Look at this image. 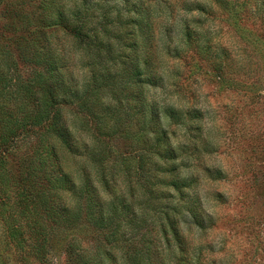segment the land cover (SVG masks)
I'll list each match as a JSON object with an SVG mask.
<instances>
[{
  "label": "trees",
  "instance_id": "1",
  "mask_svg": "<svg viewBox=\"0 0 264 264\" xmlns=\"http://www.w3.org/2000/svg\"><path fill=\"white\" fill-rule=\"evenodd\" d=\"M207 1L198 4L203 14L241 15L253 5L264 15V0ZM166 8L163 0H12L4 7L9 32L26 34L14 48L29 66L25 76L12 71V89L0 87L12 104L0 105V247L21 264H50L58 248L64 264H201L202 245L193 251L186 236L151 235L155 215L147 209L162 182L154 158L176 164L179 157L172 147L162 151V119L172 109L152 102L149 89L164 87L163 51L195 57L220 78L232 67L205 20L177 29L178 15ZM236 24L232 18L230 27ZM161 215L172 231L178 226L163 208Z\"/></svg>",
  "mask_w": 264,
  "mask_h": 264
},
{
  "label": "rangeland",
  "instance_id": "2",
  "mask_svg": "<svg viewBox=\"0 0 264 264\" xmlns=\"http://www.w3.org/2000/svg\"><path fill=\"white\" fill-rule=\"evenodd\" d=\"M11 1L0 5V87L4 82L8 89L12 71L25 76L29 69L14 48L26 34L9 32L11 16L4 7ZM163 1L178 15L177 29L185 20L200 26L205 20L213 41L227 48L232 68L220 78L195 57L173 59L164 51L158 57L164 87L150 88L149 98L161 109H172L162 119L168 134L161 148H174L179 158L176 164L154 158L162 167L157 174L162 182L155 188L156 206L147 209L155 215L151 235L186 236L193 251L202 245L201 264H264V15L256 14L253 5L242 11L238 1L232 5L241 15L229 10L203 14L198 4L207 0ZM161 15L156 12L153 21ZM232 18L238 24L231 28ZM1 104L11 102L0 96ZM172 167L173 173H162ZM162 208L178 223L174 232ZM2 235L0 223V242ZM58 249L50 264H64ZM0 257L5 264H21L1 247Z\"/></svg>",
  "mask_w": 264,
  "mask_h": 264
}]
</instances>
